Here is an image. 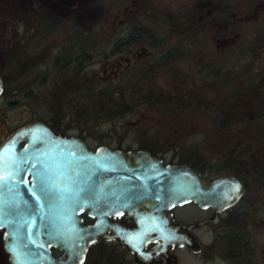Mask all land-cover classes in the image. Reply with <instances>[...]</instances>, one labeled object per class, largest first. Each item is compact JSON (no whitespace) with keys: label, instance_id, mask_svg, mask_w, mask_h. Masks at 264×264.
Wrapping results in <instances>:
<instances>
[{"label":"water","instance_id":"1","mask_svg":"<svg viewBox=\"0 0 264 264\" xmlns=\"http://www.w3.org/2000/svg\"><path fill=\"white\" fill-rule=\"evenodd\" d=\"M243 190L235 174L207 179L190 163L147 147H92L42 119L0 141V228L10 264H81L98 237L118 238L140 264H176L172 247L194 238L172 208L193 201L217 212ZM82 213L93 220L83 222Z\"/></svg>","mask_w":264,"mask_h":264},{"label":"rangeland","instance_id":"2","mask_svg":"<svg viewBox=\"0 0 264 264\" xmlns=\"http://www.w3.org/2000/svg\"><path fill=\"white\" fill-rule=\"evenodd\" d=\"M152 2L153 15L147 16L140 13L135 16L137 0H0L1 71L6 75H11V72L13 73L15 70L17 72V69L6 68L3 59L4 52L15 44L26 45L27 53L20 55L22 59H26L23 62L26 64V66L24 64V73L16 74L13 76L12 83L10 82V86H15L17 89L11 96H0V141L15 126L24 121L35 117L48 119L52 116L46 106L55 104L52 92L56 88H62L60 82H57L65 76H62L61 72L48 62L41 63L40 61L36 66L35 64L33 66V64H29V60L32 58L31 56L40 60L39 55L44 48L51 54L59 51L64 44L70 41V36L76 34L73 33L75 29L80 28L86 35L89 34L87 38L93 41L94 47L98 51L109 50L115 38L124 34L133 24H153L161 34L166 35L168 45L173 43L175 45L179 34L176 29H173L172 32L167 31L166 22L162 19L163 12L168 8L176 12L186 11L195 0H152ZM35 4L46 9L59 21L50 36L43 37L40 43V39L23 38L21 36L22 22L14 21L4 15L6 11L19 13ZM27 39L28 42H26ZM186 42L184 46L186 49L188 48L189 57L177 60L176 65L185 71H190L196 83L204 84L200 91L207 100L212 101L214 97H221L222 94L236 88L241 90L248 106H256L257 98L251 88L247 87L246 75L250 72L257 73V75L264 72V0H222L220 7L212 11L206 20L202 21L200 28L197 31L194 30ZM178 45L176 44L177 47ZM193 47L200 50L201 55L204 56L202 60L206 58L211 67L222 66L220 75L223 79L219 80L221 82L218 85H209L210 78L204 79L205 72L208 70L203 67V64L200 67L201 71H198L199 65L189 53ZM153 52V47L144 41H137L109 56L97 55L96 59L86 66L87 74L93 81L114 78L126 73L125 71H136L132 77H136L137 72L143 75L137 68L141 65V61L145 60L144 58L147 59ZM167 67L157 68L151 77H144L141 81L145 85L155 83L165 87L166 81L169 80L172 73L168 69L166 70ZM48 69L50 70L46 73L45 79V72ZM228 71L229 74L225 75ZM233 78H235L234 82ZM207 83L208 85H206ZM26 90L29 91L27 95ZM66 97L79 98L80 95L72 91ZM15 98L19 100L18 103L8 102ZM70 109H66L71 111L67 113L66 120L73 121L74 126L71 130L81 129V136L92 147L99 144V137L100 139L105 138L107 144L118 146V137L122 134H124V138L120 146L137 147L144 140L142 129H137L138 123L140 126L150 129V136L155 133L170 139L172 136H177L179 141L184 140L187 144L196 145L200 153L205 156L204 159L214 163L226 158L225 150L221 153L218 152L220 146L215 145L211 138L214 137L212 134L214 128H216L215 131L236 142V161L247 159V155L258 143L255 134L258 123L255 121L221 128L197 112L185 117L183 125L153 107L141 106L134 113L96 124L92 115L86 116L81 111L80 116L77 115L76 109ZM208 134L210 137H207ZM163 156L165 159L176 160L179 158L178 154L174 155L173 152H167ZM2 245L0 234V264L5 262L6 257ZM184 264H192L190 257L186 254L184 255Z\"/></svg>","mask_w":264,"mask_h":264},{"label":"trees","instance_id":"3","mask_svg":"<svg viewBox=\"0 0 264 264\" xmlns=\"http://www.w3.org/2000/svg\"><path fill=\"white\" fill-rule=\"evenodd\" d=\"M221 1L195 0L186 11L176 12L168 8L163 12L162 19L166 22L167 31L172 32L173 29H176L179 34L178 40H175V43L179 44L178 47L174 43L168 45L166 35L161 34L153 24H133L124 34L115 38L109 50L98 51L94 47L93 41L87 38L89 34L86 35L80 28L73 31L78 37L75 35L70 36V41L64 44L59 51L51 54L43 47L44 49L41 50L39 55L40 60H36L33 58L34 56H31L29 64H33V66L35 64L36 66L40 61L41 63L48 62L57 71H60L62 76H65L57 82H60L62 88H56L52 92L55 104L46 106L49 109L48 111L52 113L48 121L55 127H65L62 119L67 117L68 112H71L66 109L71 108L70 110L76 109L77 115L81 116V111L86 116L92 115L95 123L98 124L101 121H108L111 118L134 113L141 106L153 107L162 114L173 117L177 123L183 125L185 117L197 112L211 120L215 126L221 128L255 121L258 123V127L255 129L258 143L247 155V159H240L241 163L236 161V142L215 131L216 128H214L212 131L214 137L211 138L214 140L215 145L220 146L218 152L221 153L225 150L226 153V158L215 165V170L238 171V165L244 164L253 173H264V72H260V75L253 72L246 75L247 87L251 88L257 98L256 106H248L243 97L244 95L240 92L241 90L236 88L227 91L221 97H214L212 101L207 100L200 91L204 84L196 83L190 71H185L176 65L177 60L189 57L188 48L186 49V46H184L187 43L186 41L189 40L194 30L197 31L200 28L202 21L206 20L212 11L220 7ZM135 7V16L140 13L150 16L154 13L152 0H137ZM4 15L14 21L22 22L23 32L21 36L23 38L40 39L39 43L43 37H49L59 23L54 15L37 4L31 5L19 13L6 11ZM137 41H144L154 48V52L147 59L144 58L145 60H142L141 65L137 68L143 74L140 75L137 72L135 76H139L138 79L132 77L136 71H125L126 73L114 78L96 81L88 76L86 66L92 63L97 55L109 56ZM26 42H28V39ZM25 46L22 43H17L4 52V66L17 69V72L15 70V72H11V75L5 74L4 76L5 89L2 94L6 97L11 96L14 90L17 89L15 86H10L12 80H14L13 76L16 74L21 75L25 71L26 64L24 63V66L23 62L26 59H22L20 56L22 53L27 54ZM189 53L191 57H194L196 64L199 65L198 71L202 69L200 68L201 64L208 70V72H205L204 79L208 80L210 78L209 85H218L221 82L219 80L223 79L220 75L222 66L215 65L211 67L206 58L202 60L204 56L201 55L198 48L193 47ZM162 66H168L166 70L172 72L169 80L166 81L165 87L155 83L145 85L141 81L144 77H151L153 72ZM50 69L45 72V79L46 73ZM228 74L229 71L225 73V75ZM41 80L39 81L41 82ZM234 80L235 78H233V82ZM222 82L224 83V81ZM72 91H75L80 97L67 98V94ZM25 93L27 95L29 91L26 90ZM17 98L21 99L22 97ZM17 98L10 99L8 102L11 104L18 103ZM137 129H142L144 135V140L137 147H147L162 155L173 152L174 155L178 154L179 159L199 164L203 169H207L205 156L200 153L196 145L187 144L184 140L179 141L177 136H172L171 139L158 133L150 136V129L140 126L139 123ZM207 137H210V135L208 134ZM123 138L124 134L119 135V145L123 142ZM99 141V143H108L105 138L100 139L99 137ZM125 147L133 146L127 145Z\"/></svg>","mask_w":264,"mask_h":264},{"label":"flooded vegetation","instance_id":"4","mask_svg":"<svg viewBox=\"0 0 264 264\" xmlns=\"http://www.w3.org/2000/svg\"><path fill=\"white\" fill-rule=\"evenodd\" d=\"M33 119H42L56 130L81 136V129L71 130L74 126L73 121H67L66 117L62 119L65 127H55L48 119L41 117H35L28 121ZM25 122L27 121L23 123ZM79 126L81 127L80 124ZM167 160L186 161L179 158ZM186 162L199 169L207 179L228 173L235 174L242 181L244 190L232 204L217 212L211 207H201L193 201L175 205L172 208L174 220L185 225L191 224L188 230L194 238L192 245L177 244L172 247L176 256V264H184L185 254L190 257L192 264H264V173H253L244 164H239L238 171H235L215 170V165L221 161L215 163L207 161V169H203L199 164ZM237 163H241V161L238 160ZM82 215L83 222L93 220L85 213ZM117 219L130 222V219L124 218V215ZM0 234L3 244L2 228H0ZM153 244V242H149L146 247L149 248ZM2 247L6 254L3 264H10L4 244ZM52 250L55 254L60 253L56 247H52ZM134 263L140 264L134 253L118 238L98 237L89 245L81 264Z\"/></svg>","mask_w":264,"mask_h":264},{"label":"snow or ice","instance_id":"5","mask_svg":"<svg viewBox=\"0 0 264 264\" xmlns=\"http://www.w3.org/2000/svg\"><path fill=\"white\" fill-rule=\"evenodd\" d=\"M39 175V174H38ZM47 180V174L44 175V177L41 179L40 183H41V188L43 191H47V185L45 183V181ZM238 187V186H237ZM0 224H2V221H0Z\"/></svg>","mask_w":264,"mask_h":264}]
</instances>
